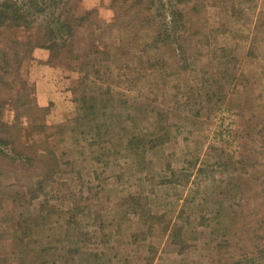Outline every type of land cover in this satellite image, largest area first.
<instances>
[{
	"label": "rangeland",
	"instance_id": "374dc122",
	"mask_svg": "<svg viewBox=\"0 0 264 264\" xmlns=\"http://www.w3.org/2000/svg\"><path fill=\"white\" fill-rule=\"evenodd\" d=\"M37 4L94 35L0 34V264H264V0ZM147 10L183 23L156 43Z\"/></svg>",
	"mask_w": 264,
	"mask_h": 264
},
{
	"label": "trees",
	"instance_id": "16d2710c",
	"mask_svg": "<svg viewBox=\"0 0 264 264\" xmlns=\"http://www.w3.org/2000/svg\"><path fill=\"white\" fill-rule=\"evenodd\" d=\"M39 0H30L29 4L27 3H17L15 1L7 0L6 2H0V34L4 33L6 36L10 32H16L19 30H25L27 31L26 34L29 35L28 42L26 48H28L30 51H33L35 49H44L50 51L55 57L62 58V54L66 53L67 56L74 55V45L73 42L75 39H72V42L69 44H65L64 40L63 43L57 42L58 33L59 32H66L67 34L71 33V37L74 38L76 36V33L79 30H87L91 33L88 37H93L94 31V24L93 20H96V17L92 16V13H85L83 16H77L76 14L69 11L65 16H63V11L60 14L61 10L55 11L54 20H51V22L47 25H41L34 21L30 20L31 15L28 16L30 10L29 6L30 4L32 6L39 5L37 4ZM61 1L63 0H49V3L53 8L58 7L61 5ZM36 9L39 13L43 12L42 6H39V9ZM66 11V10H65ZM151 11L147 10V25L155 29V26L159 25V27L156 29V35L154 36V39L156 43L162 42L164 39L170 38L175 35L178 23H183L181 18V13L179 10L172 11L173 19L170 22L166 21V17H163L161 20H156L154 16L151 15ZM150 15V17H149ZM175 17L180 18V22H177L178 20L175 19ZM177 23V24H176ZM176 26V27H175ZM98 29V28H97ZM7 30V31H6ZM6 31V33H5ZM1 41V40H0ZM59 43V44H58ZM101 44L102 41L98 37H94L92 41H90L91 48H93V55H101L104 53V49L101 50ZM20 47V43L18 44ZM1 51V50H0ZM66 56V57H67ZM1 58V55H0ZM70 60L72 61L71 57ZM1 61V59H0ZM80 68H76V72L83 73L84 66L81 64ZM92 68V67H91ZM86 79V77H85ZM17 112V108H16ZM19 118V117H18ZM5 128L6 126L2 125ZM4 135L9 134L6 131H3ZM3 136V135H2ZM6 139V138H5ZM7 140H4V137H1L0 135V143H5ZM128 201L132 202L130 205L132 208V212L135 215H145L142 213L145 212L144 207L140 203V199H137L136 197L132 196V199H128ZM151 217V220L157 221L159 218L157 216H152L148 214ZM171 227V228H170ZM173 226H167L164 227V234L165 233H171ZM152 230V228H150ZM180 231V229L178 230ZM177 233V232H175ZM176 235V240L181 241L180 235ZM179 245H182L181 247L184 248L186 245L183 242H180ZM151 250H154V248H151ZM245 261H250L248 264H256L255 257L252 255V258L249 259V257H244ZM149 264H152V262L149 261ZM225 264V261H224ZM228 264H238L236 260H231Z\"/></svg>",
	"mask_w": 264,
	"mask_h": 264
}]
</instances>
